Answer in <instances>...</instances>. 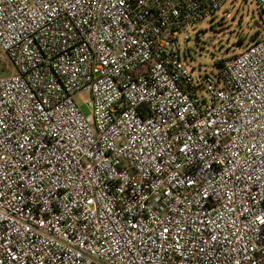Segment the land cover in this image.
<instances>
[{"label": "built area", "instance_id": "1", "mask_svg": "<svg viewBox=\"0 0 264 264\" xmlns=\"http://www.w3.org/2000/svg\"><path fill=\"white\" fill-rule=\"evenodd\" d=\"M225 1L0 0V264H264V36L177 38Z\"/></svg>", "mask_w": 264, "mask_h": 264}, {"label": "rangeland", "instance_id": "2", "mask_svg": "<svg viewBox=\"0 0 264 264\" xmlns=\"http://www.w3.org/2000/svg\"><path fill=\"white\" fill-rule=\"evenodd\" d=\"M264 36V12L257 0H226L211 16L177 33L180 57L191 75L203 83L217 81L218 62L241 53L255 39ZM199 92L205 94L203 86ZM86 91L74 95L81 111L88 115Z\"/></svg>", "mask_w": 264, "mask_h": 264}, {"label": "trees", "instance_id": "3", "mask_svg": "<svg viewBox=\"0 0 264 264\" xmlns=\"http://www.w3.org/2000/svg\"><path fill=\"white\" fill-rule=\"evenodd\" d=\"M219 65H220V61L218 62V66ZM10 71H11L10 63L7 57L0 50V75L8 74L10 73Z\"/></svg>", "mask_w": 264, "mask_h": 264}]
</instances>
